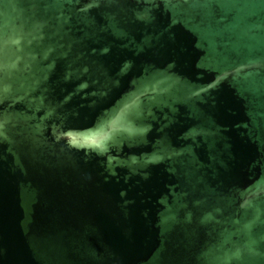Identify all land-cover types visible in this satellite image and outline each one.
Returning a JSON list of instances; mask_svg holds the SVG:
<instances>
[{"label": "water", "instance_id": "1", "mask_svg": "<svg viewBox=\"0 0 264 264\" xmlns=\"http://www.w3.org/2000/svg\"><path fill=\"white\" fill-rule=\"evenodd\" d=\"M0 264H264V0H0Z\"/></svg>", "mask_w": 264, "mask_h": 264}, {"label": "snow or ice", "instance_id": "2", "mask_svg": "<svg viewBox=\"0 0 264 264\" xmlns=\"http://www.w3.org/2000/svg\"><path fill=\"white\" fill-rule=\"evenodd\" d=\"M74 143H75V141H74ZM92 143H93V144H95V143H96V141H93Z\"/></svg>", "mask_w": 264, "mask_h": 264}]
</instances>
